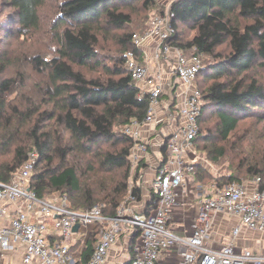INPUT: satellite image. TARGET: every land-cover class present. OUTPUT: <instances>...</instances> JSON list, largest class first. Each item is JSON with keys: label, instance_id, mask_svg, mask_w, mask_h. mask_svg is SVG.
<instances>
[{"label": "trees", "instance_id": "1", "mask_svg": "<svg viewBox=\"0 0 264 264\" xmlns=\"http://www.w3.org/2000/svg\"><path fill=\"white\" fill-rule=\"evenodd\" d=\"M120 1L135 0H60L51 24L55 53L31 62L34 72L44 76L38 82L0 49L1 182H10L35 150L39 157L31 188L39 197L65 194L76 210L103 204L104 214L117 213L129 192L134 144L123 128L142 120L149 104L126 66V53L136 49L133 33L146 30L152 17L164 11L157 8L144 28L120 35L119 53L101 59L99 26L123 30L133 22L130 14L115 8ZM1 2L12 10L21 35L43 23L45 0ZM143 2L146 8L157 6L156 0ZM171 11L177 31L173 42L204 62L198 74V81H205L199 82L205 104L197 149L211 164L228 162L231 168L215 174L197 164V178L224 186L261 177L263 188L264 124L252 128L264 121V113L234 141L231 134L244 117L264 109V83L248 75L255 66L264 68V0H174ZM182 26L193 32L191 38H181ZM225 44L227 49L218 51ZM90 61L102 68L103 76L88 78L78 68ZM209 118L217 122L204 128ZM134 193L141 198L139 187ZM97 233L98 228L90 233L81 264H88Z\"/></svg>", "mask_w": 264, "mask_h": 264}, {"label": "built area", "instance_id": "2", "mask_svg": "<svg viewBox=\"0 0 264 264\" xmlns=\"http://www.w3.org/2000/svg\"><path fill=\"white\" fill-rule=\"evenodd\" d=\"M171 4L146 30L133 33L136 49L126 53V66L149 104L142 120L123 128L134 142L129 159L136 175H130L117 213L104 214L103 204L76 210L65 194L39 197L31 188L39 157L34 150L10 182L0 181L1 260L22 246L23 264H81L90 235L81 241L77 235L93 226L97 241L88 264H110V251L123 233L130 241L117 264H264V254L237 245L244 229L264 233L262 178L224 186L197 178V164L206 165L196 145L205 104L198 84L204 62L173 42ZM138 187L141 198L134 193ZM218 216L238 220L227 241H213ZM177 222L182 224L174 226Z\"/></svg>", "mask_w": 264, "mask_h": 264}, {"label": "rangeland", "instance_id": "3", "mask_svg": "<svg viewBox=\"0 0 264 264\" xmlns=\"http://www.w3.org/2000/svg\"><path fill=\"white\" fill-rule=\"evenodd\" d=\"M59 1L60 0H45V4L40 10L41 17L43 19V23L41 24L40 28L38 30L30 31L24 35H21L19 33L20 28L16 25L14 20H11L13 17L12 10L6 9L7 7H4L5 5L2 4L0 0V49L11 55V58L15 61L17 68L26 72L28 75L32 74V79H34L35 82H38L36 80H42L44 76L38 75L34 72L31 62H36L37 58L41 57L42 55L50 59L56 50L51 24L53 22L54 15L57 14L56 6L58 5ZM172 1L174 0H156L157 6L152 9L146 8L143 0L117 2L115 4V8H117L119 12L130 14L133 18V22L128 27V29L123 30L114 29L107 24L105 26H99L98 32L100 33V47H98V50L100 52L101 59L104 56H113L119 53L117 41H119L120 35H122L124 32H132L134 30H140L144 28L148 19L157 10V8H163L167 11ZM181 30V38L183 40H187L193 35V32H191L186 26H182ZM226 49L227 45L225 44L221 46L218 51H225ZM78 68L88 78L103 76L102 68L95 67L94 61H90V64L86 67L78 66ZM248 75L251 77H256L264 83L263 67L255 66L248 71ZM223 80L226 79L224 78ZM200 81L201 83L202 81L205 83L203 78L200 79ZM200 81H198V84H200ZM177 82H179L178 78ZM261 113H264V109H256L251 112L250 116L244 117L236 131L231 134V140L234 141L237 139L242 134L241 132L248 128L249 125L259 123L261 121L259 120V115ZM216 120L217 119L211 121V118H209L207 121H205L204 128L208 126L214 127L215 123L217 122ZM263 124L264 121L260 122L257 126L255 125L252 129L258 127L261 128ZM200 154L202 160L206 162V165L209 166L211 172L217 174L223 167H225L226 170H231V168L228 167V162L217 164L213 162L214 164H211V162L207 159L205 152H200ZM130 175H136L135 171L130 170ZM210 182L212 181L204 182V184H209ZM84 230H86L85 226L81 228V231ZM139 242H141V240Z\"/></svg>", "mask_w": 264, "mask_h": 264}, {"label": "crops", "instance_id": "4", "mask_svg": "<svg viewBox=\"0 0 264 264\" xmlns=\"http://www.w3.org/2000/svg\"><path fill=\"white\" fill-rule=\"evenodd\" d=\"M176 215L180 216L181 218H187V216L185 217L184 214L181 212H178ZM237 223V218H232L228 216H218L216 218L213 241H227L228 234L231 232L233 226ZM174 224V226H177L182 223L177 222ZM93 229V226L86 228V230L82 231L83 233L80 232L77 235L78 239H83L82 235L84 234H87V236H89L90 232H92ZM129 241L130 239L126 234L123 233L120 235L118 243L110 251V264H117L125 258L123 250ZM237 245L239 248L249 247L257 253L264 254V233L244 229L243 233L238 238ZM23 251L24 249L22 248V246H19L18 250L15 253L4 256L2 260L0 258V264H23Z\"/></svg>", "mask_w": 264, "mask_h": 264}, {"label": "water", "instance_id": "5", "mask_svg": "<svg viewBox=\"0 0 264 264\" xmlns=\"http://www.w3.org/2000/svg\"><path fill=\"white\" fill-rule=\"evenodd\" d=\"M79 228H80V224H76V225L74 226V230H75L76 232L79 230Z\"/></svg>", "mask_w": 264, "mask_h": 264}]
</instances>
